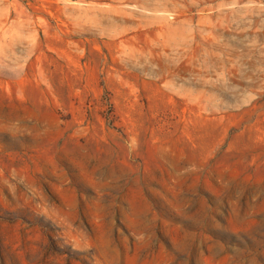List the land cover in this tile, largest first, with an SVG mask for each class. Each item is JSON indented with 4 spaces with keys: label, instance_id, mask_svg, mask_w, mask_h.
I'll return each instance as SVG.
<instances>
[{
    "label": "rangeland",
    "instance_id": "374dc122",
    "mask_svg": "<svg viewBox=\"0 0 264 264\" xmlns=\"http://www.w3.org/2000/svg\"><path fill=\"white\" fill-rule=\"evenodd\" d=\"M0 264H264V0H0Z\"/></svg>",
    "mask_w": 264,
    "mask_h": 264
}]
</instances>
